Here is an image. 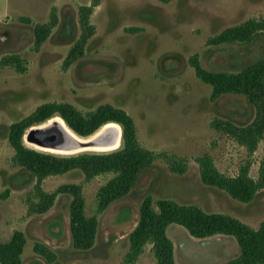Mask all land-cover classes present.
<instances>
[{"label": "rangeland", "instance_id": "rangeland-1", "mask_svg": "<svg viewBox=\"0 0 264 264\" xmlns=\"http://www.w3.org/2000/svg\"><path fill=\"white\" fill-rule=\"evenodd\" d=\"M92 1L0 0V193L9 186L14 191L12 203L6 202L7 198L0 199V209L4 207L5 214H10L11 207L15 213L25 210L22 219L26 222L13 224L26 229L24 264L34 263L33 253L42 264H91L89 250L82 252L72 246L71 198L58 195L45 214L28 215L30 203L37 201L35 179L12 162L14 150L7 141L8 127L49 102L68 103L82 114L105 104L124 110L134 120L140 146L156 156L145 184L135 186L127 197L100 215H96V195L112 175L85 181L80 174L72 173L42 182L45 193L67 184L81 186L86 216H96L98 221L96 245L89 253L107 259V264H122L129 251L128 235L148 195L154 201L192 203L205 212L226 214L258 228L264 220V190L251 203H239L225 192L203 185L195 162V158L208 154L221 173L235 176L239 167L249 161V176L257 179L264 159V138L249 156L228 137L210 128L214 118L247 124L254 111L241 96L223 95L212 102V88L195 77L188 60L196 55L202 68L232 73L264 59V38L245 47L206 44L226 28L263 18L264 0H99L89 19L93 36L86 42L83 55L75 60L69 58L70 65L66 66L65 60L82 34L78 9L90 6ZM52 13L57 24L44 44L35 49L34 25L47 23ZM10 56L19 58L23 71L1 64ZM83 152L98 151L51 154L73 156ZM170 157L185 162V174L169 170L166 159ZM31 224L38 225L39 234H33L37 237L31 236ZM175 229L181 231L176 237ZM168 234L175 246L184 245L181 251L192 261L188 264H224L239 255L233 237L215 236L205 240L202 247L181 226L169 225ZM104 238L107 244L102 243ZM36 244L52 254L50 263L35 253ZM135 264H156L150 246L145 247Z\"/></svg>", "mask_w": 264, "mask_h": 264}, {"label": "trees", "instance_id": "trees-1", "mask_svg": "<svg viewBox=\"0 0 264 264\" xmlns=\"http://www.w3.org/2000/svg\"><path fill=\"white\" fill-rule=\"evenodd\" d=\"M169 2L170 0H163ZM99 0H93L90 6L78 9V22L82 34L72 46L69 58L73 60L83 55L86 42L93 36L94 28L90 25V16ZM30 22L28 19H23ZM57 20L52 13L50 20L44 24H35L33 28L34 48L39 49L47 40ZM70 27L69 22L65 28ZM138 32L139 29H134ZM257 38H264V17L249 19L237 26L229 27L207 41V46H248ZM72 60V61H73ZM195 77L212 88L210 100L215 102L223 95H235L245 98L253 109L252 120L238 125L227 119L214 118L210 128L225 135L245 152L253 155L264 138V59H258L237 72H212L201 67L198 57L188 60ZM1 64L23 71L18 57H5ZM60 118L66 126L80 138L94 135L107 124H116L121 128V147L109 153H83L73 156L55 155L28 148L23 141L25 132L52 118ZM7 141L14 150L12 162L21 170L31 174L35 179V202L28 207V215L45 214L54 204L58 195L71 198L69 205V231L72 246L78 251L93 248L98 221L96 216L87 217L85 201L80 185L60 186L53 193H45L42 182L52 176H61L70 171H80L85 181L98 176L112 175L99 188L96 195V215L102 214L110 205L127 197L137 185L148 180V169L156 160L151 151L140 146L134 120L122 109L109 104L101 105L92 112L82 114L68 103L49 102L38 106L27 117L12 123L8 127ZM169 170L176 175L186 172L185 162L170 157L166 159ZM200 180L203 185L225 192L231 199L249 204L264 190V159H262L257 179L249 176L250 162L243 163L235 176L221 173L208 154L195 158ZM8 192L0 194L6 199ZM178 225L187 230L195 239L205 240L222 235L233 237L239 247V255L224 264H264V220L258 228H252L237 218L221 213H207L196 205H180L172 200L154 201L146 196L140 204L138 220L133 231L128 235L129 251L122 264H135L145 247L150 246L156 264H176L173 244L166 235L169 225ZM26 239L21 232H14L6 243L0 242V264H22L21 255ZM34 251L48 263L52 254L43 245L36 244Z\"/></svg>", "mask_w": 264, "mask_h": 264}, {"label": "water", "instance_id": "water-1", "mask_svg": "<svg viewBox=\"0 0 264 264\" xmlns=\"http://www.w3.org/2000/svg\"><path fill=\"white\" fill-rule=\"evenodd\" d=\"M53 119L55 118H52L40 125L29 128L23 136L24 143L30 145L31 147L37 150L50 153L59 152L58 154H72V152H76L78 150L83 149H108L114 146L116 143V137H108L105 133L98 135L93 140H90V138L96 135V133H98L101 128L94 135L88 138H80L66 126L63 120L62 122L65 124L66 128L71 132V135L58 122H51L48 126L44 127V125H46Z\"/></svg>", "mask_w": 264, "mask_h": 264}, {"label": "crops", "instance_id": "crops-1", "mask_svg": "<svg viewBox=\"0 0 264 264\" xmlns=\"http://www.w3.org/2000/svg\"><path fill=\"white\" fill-rule=\"evenodd\" d=\"M3 17L5 18V17H8L7 15H3ZM72 173H76V174H80V176L82 177V178H84V176H83V174L80 172V171H70V172H68V173H66V174H72ZM66 174H64V175H66ZM32 176V175H31ZM62 176V175H61ZM20 178V177H19ZM18 178V179H19ZM12 179H13V177L11 176L10 177V179H9V181H12ZM46 180L47 179H45L44 180V184H45V182H46ZM201 181V180H200ZM202 183V182H201ZM208 187V186H207ZM212 188V187H211ZM187 189V188H186ZM188 190V189H187ZM8 192V196H7V200H6V202H8V203H12V199H13V189H11V186H9L8 188H6L5 189V192ZM17 191V190H16ZM19 192V191H18ZM186 192H188V191H186ZM190 193V192H189ZM0 194H2V193H0ZM18 196L20 197L21 196V194L20 193H18ZM171 200V199H170ZM172 201H174V200H172ZM175 202V201H174ZM19 205L18 206H20V204H21V202H19L18 203ZM179 204V203H178ZM11 205V204H10ZM180 205H195V204H192V203H188V204H180ZM197 206V205H196ZM1 208H3L4 209V207H1ZM3 209H0V217H1V219H0V242L1 243H6V242H8L9 241V239L11 238V236L13 235V233L14 232H21L23 235H24V237H25V239H26V244H25V246H24V249H23V252H22V255H21V261H22V264H24V262H23V260H24V256H25V248L27 247V245H28V238H27V234H26V229H23V227H14L13 226V224L15 225H19V224H21V225H23L25 222H26V220H23L22 219V215H25L24 214V212H25V210H18L17 211V213H15L14 212V210L12 209V207H11V209H9L10 210V214H5L4 212H3ZM204 211V210H203ZM208 213V212H207ZM37 226L38 225H36V224H31V228H32V230L33 231H31V236H34V237H37V236H35V235H37V234H39V232L36 230V228H37ZM169 227V226H168ZM168 227H167V229H166V235H167V237L171 240V242H172V244H173V255H174V260H175V262H176V264H188L189 262H191L192 263V261H189V259H186V257L184 256V253L181 251V248L184 246L183 244H178L177 246H175L174 245V243H173V241H172V239L170 238V236H169V234H168ZM135 228V227H134ZM256 229V228H255ZM133 231V230H132ZM176 231V232H175ZM175 231H174V237H176L177 235H178V233L179 232H181L179 229H175ZM33 234H35V235H33ZM215 237V236H214ZM214 237H211V238H214ZM218 237H222V235H218ZM208 239H210V238H208ZM208 239H205V240H208ZM128 240V239H127ZM205 240H199V239H195V238H193V241H196V242H199V243H201V244H203L202 245V247H205L204 245L206 244L204 241ZM107 242V239L106 238H104L103 239V241H102V243H104V244H107L106 243ZM223 245H224V242L222 241L221 242ZM129 244V243H128ZM95 245H96V239H95V243H94V246H93V248L91 249V250H89V252H91L94 248H95ZM222 245V246H223ZM207 247V246H206ZM175 250H176V252H175ZM88 252V254H90L89 256H87L89 259H90V263L91 264H107V259H103V258H98V257H96L95 256V254L93 255V254H91V253H89ZM179 252H180V254H179ZM182 257L181 258V261L179 260V257ZM33 259H34V263L33 264H42V261L38 258V257H36L35 255H34V253H33ZM116 263L118 264L119 263V261L117 262L116 261ZM115 263V264H116Z\"/></svg>", "mask_w": 264, "mask_h": 264}, {"label": "bare ground", "instance_id": "bare-ground-1", "mask_svg": "<svg viewBox=\"0 0 264 264\" xmlns=\"http://www.w3.org/2000/svg\"><path fill=\"white\" fill-rule=\"evenodd\" d=\"M51 122H58V123H60V125H62L66 129V131L71 135V132L66 128L65 124L59 118H55V119L51 120L49 123H47L46 125H44V127L48 126ZM103 133H105L106 136H108V137H116L117 140H116V143H115L114 146H112V147H110L108 149H99V148H97V149H83V150H78L76 152H80V151H84V150H92V151H98L100 153V152H110V151L117 150L120 147V141H121L120 140V137H121V128H120V126H118L116 124H107V125L103 126L101 128V130L98 131V133H96V135L92 136V138H90V140L95 139L98 135H101ZM76 152H72V153L74 154ZM57 153H59V152H57Z\"/></svg>", "mask_w": 264, "mask_h": 264}]
</instances>
